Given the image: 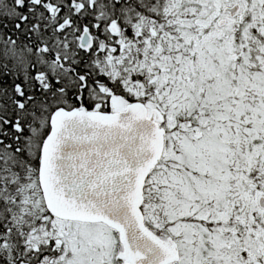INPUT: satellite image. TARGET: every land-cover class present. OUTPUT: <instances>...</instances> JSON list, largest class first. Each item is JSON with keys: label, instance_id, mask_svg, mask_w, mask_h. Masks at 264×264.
Masks as SVG:
<instances>
[{"label": "snow or ice", "instance_id": "6c2138e0", "mask_svg": "<svg viewBox=\"0 0 264 264\" xmlns=\"http://www.w3.org/2000/svg\"><path fill=\"white\" fill-rule=\"evenodd\" d=\"M0 264H264V0H0Z\"/></svg>", "mask_w": 264, "mask_h": 264}]
</instances>
